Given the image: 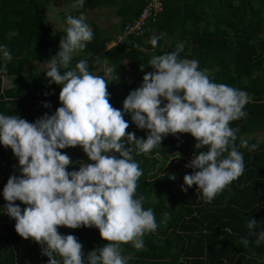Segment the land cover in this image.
Listing matches in <instances>:
<instances>
[{
	"label": "trees",
	"instance_id": "obj_1",
	"mask_svg": "<svg viewBox=\"0 0 264 264\" xmlns=\"http://www.w3.org/2000/svg\"><path fill=\"white\" fill-rule=\"evenodd\" d=\"M50 1L0 0V46H6L12 57L7 61V72L0 71V114H16L35 122L62 106L61 86L49 85L46 77L49 62L59 51L64 35L46 19ZM161 2L162 10L149 30L112 46L108 43L114 39L113 33L139 16L145 0H85L83 7L64 9L61 17L65 21L67 15L79 17L97 6L110 8L120 17L118 23L112 24V30L88 22L93 40L74 55L70 67L74 68L81 59L87 60L89 71L108 80L112 106L123 110L126 96L141 86L145 73L152 71L148 63L151 57L175 51L182 44L180 59H196L214 82L247 92L250 97L244 108L247 116L230 126L240 129L238 147L240 138L259 147L255 151L239 148L244 157V174L211 203L203 200L197 185L187 192L181 187L185 174L194 171L185 165L199 151L191 134H169L150 153H133L143 170L136 196L146 197L144 208L154 211L159 227L155 233L143 237V250H136L129 243L122 245V254L127 264H264V241L255 243L258 234L264 231V0ZM154 35L160 37L156 47L149 43ZM103 62L118 72L113 71L109 78L100 69ZM4 63L0 53V68ZM5 77L16 78L10 85ZM45 103L51 107H44ZM124 118L130 124L128 132L147 138L148 130L139 129L130 114ZM61 151L73 160L68 171L78 170L79 163L88 161L79 146ZM178 154L181 158L169 160ZM13 174H20L18 160L11 148L0 144V209L6 203L3 187ZM173 175L174 180L170 178ZM15 203L22 209L26 207L20 201ZM164 212L170 213L166 223L162 222ZM253 218L257 220L256 226L249 229L247 223ZM59 231L75 235L85 254L106 243L95 227H60ZM241 238L249 240L247 247L241 244ZM48 260L42 254V246L22 238L15 231V220L0 211V264H48Z\"/></svg>",
	"mask_w": 264,
	"mask_h": 264
},
{
	"label": "clouds",
	"instance_id": "obj_2",
	"mask_svg": "<svg viewBox=\"0 0 264 264\" xmlns=\"http://www.w3.org/2000/svg\"><path fill=\"white\" fill-rule=\"evenodd\" d=\"M84 3L76 0L73 7ZM57 31L64 35L46 77L49 85L61 86L62 106L35 122L16 114H0V144L11 148L20 173L10 175L4 185L6 203L0 211L15 220V231L22 238L42 246L48 264H127L122 245L130 243L143 250V237L159 227L154 211L144 208L146 197L136 196L143 170L133 153H150L169 134H191L199 151L185 165L194 171L185 174L187 187H181L187 192L197 185L203 200L211 203L244 174L239 148L255 151L259 147L243 138L238 147L240 129L230 126L247 116L244 108L250 97L246 91L214 82L198 60L180 59L184 46L179 44L175 51L151 57L152 71L126 96L123 110L117 109L110 103L108 80L89 71L87 60L70 67L74 55L93 40V30L84 16L67 15L66 24L59 25ZM159 39L154 35L149 43L156 47ZM0 53L5 61L0 71L6 73L12 57L6 46H0ZM113 71L106 68L105 75L110 78ZM44 107L51 105L45 103ZM125 114L131 115L139 129L148 130L146 139L127 131L130 124ZM77 146L91 162L68 171L73 160L61 150ZM16 201L26 207L22 209ZM169 218L170 213L164 212L162 222ZM256 223L251 219L247 228L254 229ZM60 227H95L106 243L85 254L78 238L62 234ZM262 241L264 231L255 243ZM241 244L247 247L249 240L241 238Z\"/></svg>",
	"mask_w": 264,
	"mask_h": 264
},
{
	"label": "rangeland",
	"instance_id": "obj_3",
	"mask_svg": "<svg viewBox=\"0 0 264 264\" xmlns=\"http://www.w3.org/2000/svg\"><path fill=\"white\" fill-rule=\"evenodd\" d=\"M75 2L76 0H51L50 4L46 8V19L49 22L53 23L56 27H58L59 25L66 24V21L63 20V18L61 17L62 15L61 12L64 11V9H67L68 11L73 10L74 9L73 4ZM82 15L84 16L86 23L96 22L100 24L101 26L107 27L108 30H112V24L118 23L120 19V17L116 15V13H114L112 9L105 8L102 6H97L95 9L89 11L86 14H82ZM119 31L120 30H117L116 33H118ZM109 67L112 68L111 66L103 62L100 69L105 70L106 68H109ZM27 68L28 67L25 68V71L27 70ZM114 71L118 72L116 70ZM15 78L16 77H5V82L11 85L13 84ZM179 158H181L180 154L172 156L169 160H174V159H179ZM172 212L173 213L171 214L175 215L176 211L172 210Z\"/></svg>",
	"mask_w": 264,
	"mask_h": 264
},
{
	"label": "built area",
	"instance_id": "obj_4",
	"mask_svg": "<svg viewBox=\"0 0 264 264\" xmlns=\"http://www.w3.org/2000/svg\"><path fill=\"white\" fill-rule=\"evenodd\" d=\"M162 10L161 0H145V5L139 16L132 21H128L114 36V39L108 43L112 46L122 42L130 35H143L151 28V23L156 19L157 14Z\"/></svg>",
	"mask_w": 264,
	"mask_h": 264
},
{
	"label": "crops",
	"instance_id": "obj_5",
	"mask_svg": "<svg viewBox=\"0 0 264 264\" xmlns=\"http://www.w3.org/2000/svg\"><path fill=\"white\" fill-rule=\"evenodd\" d=\"M117 32V31H116ZM116 32L113 33V36H115ZM117 70V69H116ZM118 71V70H117Z\"/></svg>",
	"mask_w": 264,
	"mask_h": 264
}]
</instances>
